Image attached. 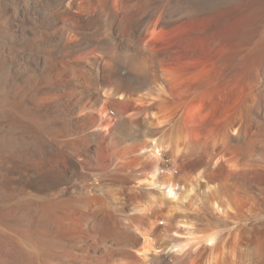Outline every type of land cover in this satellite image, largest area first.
Masks as SVG:
<instances>
[{
	"label": "bare ground",
	"instance_id": "6f19581e",
	"mask_svg": "<svg viewBox=\"0 0 264 264\" xmlns=\"http://www.w3.org/2000/svg\"><path fill=\"white\" fill-rule=\"evenodd\" d=\"M0 264H264V0H0Z\"/></svg>",
	"mask_w": 264,
	"mask_h": 264
}]
</instances>
